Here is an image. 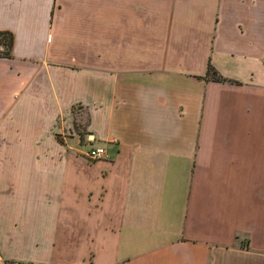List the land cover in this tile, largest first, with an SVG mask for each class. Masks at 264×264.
Returning <instances> with one entry per match:
<instances>
[{
	"label": "crops",
	"instance_id": "obj_1",
	"mask_svg": "<svg viewBox=\"0 0 264 264\" xmlns=\"http://www.w3.org/2000/svg\"><path fill=\"white\" fill-rule=\"evenodd\" d=\"M0 29V264H264V0H0Z\"/></svg>",
	"mask_w": 264,
	"mask_h": 264
},
{
	"label": "trees",
	"instance_id": "obj_2",
	"mask_svg": "<svg viewBox=\"0 0 264 264\" xmlns=\"http://www.w3.org/2000/svg\"><path fill=\"white\" fill-rule=\"evenodd\" d=\"M13 43V34L9 30L0 29V55L9 56ZM207 76L213 79H224L211 63L207 65ZM11 264V262L9 263Z\"/></svg>",
	"mask_w": 264,
	"mask_h": 264
},
{
	"label": "built area",
	"instance_id": "obj_3",
	"mask_svg": "<svg viewBox=\"0 0 264 264\" xmlns=\"http://www.w3.org/2000/svg\"><path fill=\"white\" fill-rule=\"evenodd\" d=\"M87 155L89 156V158H92V159L104 157L105 148L104 146H90L87 150Z\"/></svg>",
	"mask_w": 264,
	"mask_h": 264
},
{
	"label": "rangeland",
	"instance_id": "obj_4",
	"mask_svg": "<svg viewBox=\"0 0 264 264\" xmlns=\"http://www.w3.org/2000/svg\"><path fill=\"white\" fill-rule=\"evenodd\" d=\"M87 133H88L87 131H83V133H82V138H81V139H82V142L85 143V144H86L90 139H92V137H89V138L87 137ZM1 264H9V263H8V262L3 263V261H1ZM11 264H12V263H11Z\"/></svg>",
	"mask_w": 264,
	"mask_h": 264
}]
</instances>
